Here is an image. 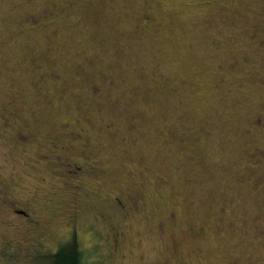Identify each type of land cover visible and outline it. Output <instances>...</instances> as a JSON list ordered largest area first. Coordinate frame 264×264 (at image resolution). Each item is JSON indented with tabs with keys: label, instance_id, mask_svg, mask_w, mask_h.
Returning <instances> with one entry per match:
<instances>
[{
	"label": "rangeland",
	"instance_id": "rangeland-1",
	"mask_svg": "<svg viewBox=\"0 0 264 264\" xmlns=\"http://www.w3.org/2000/svg\"><path fill=\"white\" fill-rule=\"evenodd\" d=\"M1 113L85 127L96 173L52 157L41 182L1 134L0 264L74 234L84 264H264V0H0Z\"/></svg>",
	"mask_w": 264,
	"mask_h": 264
},
{
	"label": "flooded vegetation",
	"instance_id": "flooded-vegetation-1",
	"mask_svg": "<svg viewBox=\"0 0 264 264\" xmlns=\"http://www.w3.org/2000/svg\"><path fill=\"white\" fill-rule=\"evenodd\" d=\"M26 1L32 2L34 4L37 2V0H26ZM56 7L57 6H55V8L51 10L40 9L38 10L39 13L38 15H36V13L29 12L27 18H25L23 20V23H21L20 25L23 26L24 23H27L34 25L32 26V28L39 27L44 22V20H47L48 18L55 16L56 14L55 11H58V13H63L66 10H68V8H71L72 5L65 4L61 7H57V8ZM0 116L3 121V125H5L4 126L5 129H7V132L8 131L13 132L16 129V125L12 119L14 116L8 117L7 115L5 116L3 113H1ZM64 128L66 129V131L64 130ZM4 133L6 132L2 128H0V135ZM85 133H87V129L85 127H80V130H75L71 127L70 123H65L62 124L60 127H57L54 131H51V133H47L43 135L42 136L43 140L39 139L38 135L40 134L36 132L33 126H28V127L23 126L22 131L17 130L15 132V135L8 136V134L6 133L2 136L4 137V140L6 139L8 141V143L19 142L17 146H20V151L28 157L27 163L30 162L29 167L32 168V170L25 169V171L33 177L40 174V176L38 177L41 179L42 182L45 181L43 180L44 179L43 173L46 172L54 173L55 168L53 167L54 166L53 163L56 160L58 161L59 159H61V161L59 160L61 164L65 165L64 167H67L66 165H68L74 168V169H70V167H67V170L70 169V171L75 173V176L79 172L89 176V170H90L89 166L93 168L95 161H93V159L91 160L92 158L91 153L93 150L91 144H89V137L84 138ZM52 157L55 158L56 160L50 162L49 164L50 167H47L46 164L48 162H44V161L45 160L48 161ZM90 171L93 174L95 172V171L93 172L92 169ZM85 181L86 180L82 181L79 184H75L74 180L67 181L66 183L67 186H72L71 189L73 190V192L77 194V196L79 195V193H85L89 196V191L88 192L85 191L84 188ZM129 196H130V200L128 202H123V200H121L120 198L119 201L117 200V202H113L109 198L108 202L111 201V203H109V208L115 209L116 211L120 210L123 214L128 215L130 209L133 210L135 209L136 211H138V209L144 207V205H142V207L136 205L139 204V202H137L138 200L139 201L142 200V202L145 200L143 197L144 195L141 191L136 190L133 194H129ZM129 202H133V203L129 205ZM15 211L22 212L25 215H27V213L22 209L16 208ZM114 217L116 216L114 215ZM110 224L113 227V236H115L116 238L115 246L116 248H119L120 239H118L117 237L122 235L121 228L119 227V224L115 219L114 220L112 219L110 221ZM114 252L119 254V250L117 249Z\"/></svg>",
	"mask_w": 264,
	"mask_h": 264
},
{
	"label": "trees",
	"instance_id": "trees-1",
	"mask_svg": "<svg viewBox=\"0 0 264 264\" xmlns=\"http://www.w3.org/2000/svg\"><path fill=\"white\" fill-rule=\"evenodd\" d=\"M40 264H84V255L80 241L74 234L57 251L41 256Z\"/></svg>",
	"mask_w": 264,
	"mask_h": 264
}]
</instances>
